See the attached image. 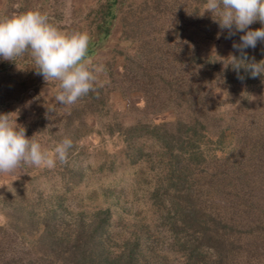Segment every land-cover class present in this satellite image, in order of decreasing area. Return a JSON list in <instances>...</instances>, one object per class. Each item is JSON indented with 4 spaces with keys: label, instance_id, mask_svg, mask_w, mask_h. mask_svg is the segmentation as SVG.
<instances>
[{
    "label": "trees",
    "instance_id": "obj_1",
    "mask_svg": "<svg viewBox=\"0 0 264 264\" xmlns=\"http://www.w3.org/2000/svg\"><path fill=\"white\" fill-rule=\"evenodd\" d=\"M205 6L108 3L98 33L106 38L116 21L121 34L91 61L104 72L73 105L59 104L58 82L42 75L0 86V114L10 113L7 98L34 100L36 119L17 123L46 147L68 138L71 155L99 120L110 135L153 139L161 157L149 193L156 220L145 236H117L109 208L25 207L0 225V264H264V94L252 100L259 79L225 67L231 56L251 62L233 47L244 33L229 36ZM0 72L10 74L7 65ZM225 137L235 145L229 157L204 155L203 141ZM28 229L35 237L25 245Z\"/></svg>",
    "mask_w": 264,
    "mask_h": 264
},
{
    "label": "rangeland",
    "instance_id": "obj_2",
    "mask_svg": "<svg viewBox=\"0 0 264 264\" xmlns=\"http://www.w3.org/2000/svg\"><path fill=\"white\" fill-rule=\"evenodd\" d=\"M111 1L0 0V16L17 10L19 5V11L35 9L47 14L51 23L67 28L66 33L86 32L90 36L86 59L92 61L100 58V53L117 42L121 34V26L116 21L106 38L98 33V22ZM123 1L140 3L142 0ZM250 29L257 27L250 26ZM95 49V54L89 52ZM245 51L250 61L253 58L257 62L264 60V41H258L254 49L247 48ZM4 65H7L10 74L0 72V86L37 76V72H33V69L37 70L32 58L23 60L19 57L16 62L0 58V69ZM257 78L259 84L252 92V100L264 94V75ZM5 103H11L10 113L19 110L18 117L23 120L34 121L37 117L38 107L28 96L7 98ZM89 124L93 130L78 140L77 148L67 156L66 162L57 160L52 169L23 166L14 174L0 175V225L8 224L12 213L20 208L42 212L45 206L59 205L60 208L68 206L73 211L109 208L114 231L121 238L135 232H141L143 236L151 232L144 225H152L156 220L154 207L149 200V193L160 173L157 161L161 157L156 154V143L151 138L125 140L116 133L110 135L99 120L90 121ZM201 144L204 155H215L217 160L229 157L235 147L230 137L222 141L213 138ZM34 237V231L28 229L23 243L27 245Z\"/></svg>",
    "mask_w": 264,
    "mask_h": 264
},
{
    "label": "clouds",
    "instance_id": "obj_3",
    "mask_svg": "<svg viewBox=\"0 0 264 264\" xmlns=\"http://www.w3.org/2000/svg\"><path fill=\"white\" fill-rule=\"evenodd\" d=\"M205 11L212 13L214 22L229 36L244 33L240 43L233 47L243 53L264 41V27L251 30L254 22L264 25V0H206ZM90 36L86 32L66 33L50 22L47 14L39 10L11 12L0 16V58L16 62L17 58L30 54L38 75L47 83L58 82L60 91L55 100L61 105H73L79 98L93 90L103 65H95L86 59ZM237 71L244 67L253 78L264 75V60L244 64L242 59L229 57ZM18 113L0 114V175L14 174L23 166L55 167L57 160L66 162L72 141L63 139L49 149L35 139L26 136V129L17 123Z\"/></svg>",
    "mask_w": 264,
    "mask_h": 264
}]
</instances>
